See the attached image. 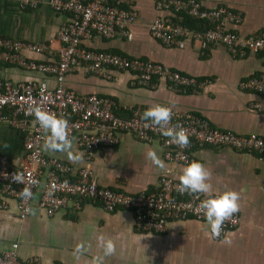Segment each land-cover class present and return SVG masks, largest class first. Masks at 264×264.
<instances>
[{
	"label": "crops",
	"instance_id": "crops-1",
	"mask_svg": "<svg viewBox=\"0 0 264 264\" xmlns=\"http://www.w3.org/2000/svg\"><path fill=\"white\" fill-rule=\"evenodd\" d=\"M203 8L224 6L241 14V22L227 26L241 37L264 31V0H201ZM136 20L130 27L129 39L93 37L83 44L86 48L127 57H138L159 63L211 84L197 93H172L164 81L154 87L131 86L132 75L110 70V79L83 74L77 69L65 76L64 85L76 95L95 94L112 99L114 113L127 117L131 108L147 110L156 104L173 107L177 114L193 112L206 118L220 129L239 135L256 134L264 137V112L253 110L251 103L264 97L238 88V83L256 77L264 71V54H248L233 58L222 46L200 48L198 43L185 40L180 47H167L152 38L148 26L155 17L178 20V13L157 10L155 0H133ZM66 14L53 12L45 5L34 9L20 8L17 0H0V37L17 41L48 43L67 21ZM56 48V43H51ZM36 61L45 56L26 53ZM0 79L21 82L51 78L9 64H0ZM7 145V147H5ZM76 148L82 152L77 146ZM149 148L157 149L165 163L161 170L147 159ZM75 170L83 163H70L64 153H48ZM0 154L15 166L23 157L22 136L0 123ZM211 171V183L216 191L235 190L240 195L239 224L225 235L231 246L213 239L210 226L203 220L169 221L163 234L135 230L132 214L125 209L106 212L93 201L82 202L80 209L71 206L59 209L51 217L37 207L41 186L33 193L31 210L20 221L14 203L0 211V252L16 243L20 260L38 257L42 264H91L93 257L102 255L96 237L104 235L115 242L116 251L105 264H264V160L256 154L230 147L206 146L191 151ZM185 165L168 163L163 157L160 140H138L128 132L117 133V143L93 154L90 167L101 187L128 194L149 193L157 188L162 176L179 182ZM86 243L88 250L76 260L77 244Z\"/></svg>",
	"mask_w": 264,
	"mask_h": 264
},
{
	"label": "built area",
	"instance_id": "built-area-1",
	"mask_svg": "<svg viewBox=\"0 0 264 264\" xmlns=\"http://www.w3.org/2000/svg\"><path fill=\"white\" fill-rule=\"evenodd\" d=\"M20 8L34 9L45 5L53 12L66 14L67 21L48 43H33L0 37V64H9L53 80H27L13 82L0 79V123L6 124L22 136L23 157L18 166L0 154V211L14 203L17 217L23 221L30 213L32 197L24 199L20 191L25 186L34 193L41 192L37 207L51 217L68 206L78 210L82 202H97L104 211L125 209L131 212L135 230L163 234L169 221L203 220L199 209L203 195L181 194L178 181L162 176L157 188L149 193L128 194L101 187L90 167L93 154L117 143L118 132H128L138 140L151 142L158 139L163 157L168 163L186 165L192 161L191 151L206 146H224L237 151L256 154L264 160V137L256 134L239 135L212 126L199 114L186 112L173 117L169 127L186 129L189 145L181 148L162 135L160 129L144 119L143 108L129 110L127 117L114 113L115 102L95 94L76 95L64 85L65 76L74 70L83 74L110 79V70L132 75L131 86L154 87L157 81L165 82L172 93H197L211 84L208 79H197L150 60L127 57L109 52L91 50L84 46L93 37L103 39H129L130 27L136 20L133 0H17ZM157 10L184 13L201 22L200 28L188 27L179 21L155 17L148 26L152 38L167 47H180L192 40L200 48L222 46L233 58L248 54H264V31L241 37L227 26L241 22V14L224 6L203 8L201 0H155ZM56 43V48L51 43ZM26 53L45 56L36 61ZM238 88L264 97V71L256 77L246 78ZM40 105L46 110L64 115L76 146L84 153V164L74 169L55 156H45L42 149L44 134L39 127L32 107ZM253 110L264 112V103H251ZM21 172L24 184L15 183L12 175ZM239 215L225 223L219 238L236 228ZM212 235V234H211ZM18 245L0 252V264H42L38 257L20 260Z\"/></svg>",
	"mask_w": 264,
	"mask_h": 264
},
{
	"label": "clouds",
	"instance_id": "clouds-1",
	"mask_svg": "<svg viewBox=\"0 0 264 264\" xmlns=\"http://www.w3.org/2000/svg\"><path fill=\"white\" fill-rule=\"evenodd\" d=\"M31 111L44 134L42 149L48 153H64L70 163H83L84 153L76 148V138L71 135L68 119L64 115H57L40 105L33 106ZM143 116L146 121H150L153 126L158 127L162 135L169 138L172 143L181 148L189 145L190 141L186 129L179 126L169 127L173 117L172 106L156 104L149 107ZM146 157L159 169H165V163L159 157L157 149L149 148ZM211 177L212 173L204 163L199 160H192L183 167L177 190L181 194L187 193L206 197L200 201L199 209L210 226L212 236L219 238L225 223L232 220L233 216L240 210V195L235 190H214ZM12 180L19 184L25 183L24 175L21 172H15L12 175ZM20 195L24 199L31 198L33 196L31 187H23ZM96 241L98 247L102 249V255L93 257L91 264H105V259L116 251L115 242L104 235L97 236ZM221 243L231 246L233 241L230 236L225 235ZM88 247L89 245L84 242L77 244L73 251L74 258L79 260L88 250Z\"/></svg>",
	"mask_w": 264,
	"mask_h": 264
},
{
	"label": "trees",
	"instance_id": "trees-1",
	"mask_svg": "<svg viewBox=\"0 0 264 264\" xmlns=\"http://www.w3.org/2000/svg\"><path fill=\"white\" fill-rule=\"evenodd\" d=\"M178 15H179V17H178L177 21H179L180 23H182L188 27H193V28H200L201 27V22L199 20L193 19L184 13H179Z\"/></svg>",
	"mask_w": 264,
	"mask_h": 264
}]
</instances>
